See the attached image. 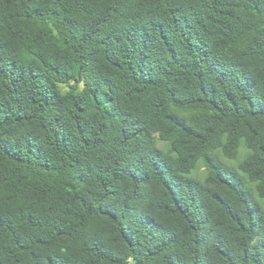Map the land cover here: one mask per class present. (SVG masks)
<instances>
[{"label": "trees", "instance_id": "obj_1", "mask_svg": "<svg viewBox=\"0 0 264 264\" xmlns=\"http://www.w3.org/2000/svg\"><path fill=\"white\" fill-rule=\"evenodd\" d=\"M0 264H264V0H0Z\"/></svg>", "mask_w": 264, "mask_h": 264}]
</instances>
